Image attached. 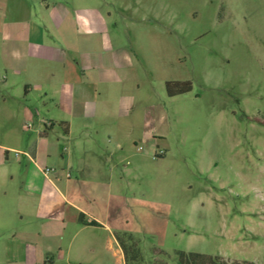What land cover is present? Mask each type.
Wrapping results in <instances>:
<instances>
[{"label":"rangeland","instance_id":"rangeland-1","mask_svg":"<svg viewBox=\"0 0 264 264\" xmlns=\"http://www.w3.org/2000/svg\"><path fill=\"white\" fill-rule=\"evenodd\" d=\"M96 1L110 34H117L114 46L133 68L136 127L112 134L117 114L95 120L99 134L81 135L83 122L75 120L83 148L71 149L67 172L75 178L81 160H94L113 178L117 189L105 194L112 211L102 217L122 230L127 255L123 262L118 247L107 246L109 232L99 229L95 252L81 253L80 263L179 264L186 251L223 264H264V0ZM2 74L0 205L11 204L14 223L0 225V264H21L7 255L26 228L17 198L30 163L21 151L54 121L49 167L61 170L71 146L60 122L71 113L46 90L25 94L22 86H3ZM169 83L175 92L187 83L191 90L170 96ZM126 202L132 207L124 208ZM57 251L55 264L73 263Z\"/></svg>","mask_w":264,"mask_h":264},{"label":"crops","instance_id":"crops-1","mask_svg":"<svg viewBox=\"0 0 264 264\" xmlns=\"http://www.w3.org/2000/svg\"><path fill=\"white\" fill-rule=\"evenodd\" d=\"M97 3L96 0H0L1 84L18 89L22 86L25 94L33 87L41 92L46 90L45 97L65 103L71 113L70 119L60 122L64 141L71 146L64 149L71 154L62 157L61 170L49 167L54 145L49 137L54 131V121L46 130L38 128V139L21 151L30 163L20 178L24 193L17 198L21 206L17 209L19 222L26 228L7 250L8 257L21 264H55L56 248L71 264H81V253L95 252L99 229L109 232L108 248L116 245L115 253L123 262L127 256L122 230L113 228L110 220L102 217L112 211V203H106L105 194L113 195L117 189L113 178L106 177L94 160H81L75 178L67 172V168H72L71 149L83 148L74 137L75 120L83 122L81 135L99 134L101 129L94 125L95 120L110 121L117 114L121 120L115 123L116 129L111 128L112 134L117 135L118 129L126 127L131 131L134 124L136 127L134 96L129 91L133 68L126 59L127 53L114 46L112 39L117 34H110L108 21ZM115 96L121 100L117 102ZM46 169L51 172L46 174ZM99 204L108 205L107 210L100 213L96 209ZM123 207L132 206L126 202ZM13 215L10 203L0 205L1 226H12ZM127 234L124 237L132 239ZM36 237L37 240H32ZM66 238L69 241L64 250L62 243Z\"/></svg>","mask_w":264,"mask_h":264},{"label":"trees","instance_id":"trees-1","mask_svg":"<svg viewBox=\"0 0 264 264\" xmlns=\"http://www.w3.org/2000/svg\"><path fill=\"white\" fill-rule=\"evenodd\" d=\"M172 84L169 83V95L175 96L180 93H187L191 90V85L189 83L185 84V87L178 92L171 89ZM162 157V156H159ZM83 220V219H82ZM179 264H223L219 257L213 255L202 254L198 252H179ZM233 264H255L254 262H234Z\"/></svg>","mask_w":264,"mask_h":264},{"label":"built area","instance_id":"built-area-1","mask_svg":"<svg viewBox=\"0 0 264 264\" xmlns=\"http://www.w3.org/2000/svg\"><path fill=\"white\" fill-rule=\"evenodd\" d=\"M17 154H19V153H17ZM50 172H51L50 169H46V170H45V173H46V174H48V173H50Z\"/></svg>","mask_w":264,"mask_h":264}]
</instances>
